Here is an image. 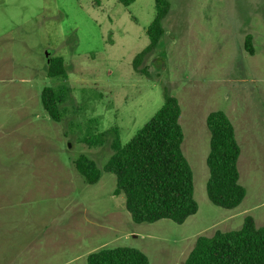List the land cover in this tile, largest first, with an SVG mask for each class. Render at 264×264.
Masks as SVG:
<instances>
[{
	"label": "rangeland",
	"instance_id": "obj_1",
	"mask_svg": "<svg viewBox=\"0 0 264 264\" xmlns=\"http://www.w3.org/2000/svg\"><path fill=\"white\" fill-rule=\"evenodd\" d=\"M165 32L140 67L154 0H0V264H87L90 252L130 246L151 264H184L200 235L264 223V0H169ZM252 36L254 53L245 46ZM63 57L66 76L48 74ZM45 87L68 89L60 120L44 108ZM181 104L183 152L198 211L184 223H137L116 176L103 170L116 128L123 143L163 105ZM222 110L241 145L235 208L207 194L210 130ZM101 169L85 181L75 161Z\"/></svg>",
	"mask_w": 264,
	"mask_h": 264
},
{
	"label": "trees",
	"instance_id": "obj_2",
	"mask_svg": "<svg viewBox=\"0 0 264 264\" xmlns=\"http://www.w3.org/2000/svg\"><path fill=\"white\" fill-rule=\"evenodd\" d=\"M126 5L134 0H121ZM156 15L147 27L149 44L134 58V68L140 67L146 55L159 43L165 32L163 20L171 7L169 0H154ZM245 46L254 53L252 36L246 37ZM50 76H66L63 57L49 60ZM68 89L45 87L42 91L44 108L55 120H60V105ZM182 108L179 99L165 90L164 103L155 114L128 140L123 143L111 128L95 137L90 145L104 144L103 137L115 131L113 153L103 170L116 176L115 194L124 193L126 208L137 223L155 222L168 218L184 223L195 214L199 205L195 199L194 175L186 158L180 123ZM210 130V150L207 157L209 178L207 194L218 206L235 208L245 198L247 190L240 183L239 158L241 145L234 124L222 110L211 111L207 116ZM77 170L85 181L94 184L102 171L86 155L76 161ZM87 264H151L140 249L130 246L100 248L89 253ZM184 264H264V223L257 226L253 216L247 215L239 229L217 230L212 236L200 235Z\"/></svg>",
	"mask_w": 264,
	"mask_h": 264
},
{
	"label": "water",
	"instance_id": "obj_3",
	"mask_svg": "<svg viewBox=\"0 0 264 264\" xmlns=\"http://www.w3.org/2000/svg\"><path fill=\"white\" fill-rule=\"evenodd\" d=\"M50 60V59H49Z\"/></svg>",
	"mask_w": 264,
	"mask_h": 264
}]
</instances>
